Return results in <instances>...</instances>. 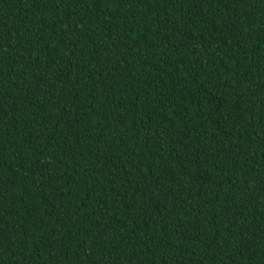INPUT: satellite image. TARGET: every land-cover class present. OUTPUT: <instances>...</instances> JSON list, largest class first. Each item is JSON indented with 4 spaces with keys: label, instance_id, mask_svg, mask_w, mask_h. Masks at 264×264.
Segmentation results:
<instances>
[{
    "label": "trees",
    "instance_id": "obj_1",
    "mask_svg": "<svg viewBox=\"0 0 264 264\" xmlns=\"http://www.w3.org/2000/svg\"><path fill=\"white\" fill-rule=\"evenodd\" d=\"M0 264H264V0H0Z\"/></svg>",
    "mask_w": 264,
    "mask_h": 264
}]
</instances>
